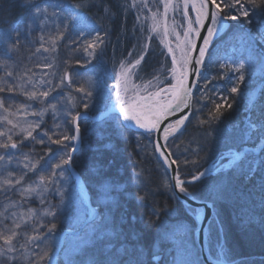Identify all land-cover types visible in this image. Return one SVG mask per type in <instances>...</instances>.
Segmentation results:
<instances>
[{
    "label": "snow or ice",
    "instance_id": "obj_1",
    "mask_svg": "<svg viewBox=\"0 0 264 264\" xmlns=\"http://www.w3.org/2000/svg\"><path fill=\"white\" fill-rule=\"evenodd\" d=\"M102 4L103 18L111 22L115 13L105 0H96V3L91 0H77L75 3H66L65 0H0V12H15L17 9L23 12L14 24L0 30V70L3 72V75H0V93L7 94L0 95V165L3 166L0 168V196L8 201L4 211L0 212V223L11 220L10 225L0 228V264H58L51 255L49 241L51 234L58 229L59 206L48 204L41 209L28 207L26 211L23 208L34 196L44 205L45 193H49L50 189L61 197L63 204L66 195L63 185L70 181V167L75 162V154L82 150L79 121L82 118L87 119L85 113L91 110L89 102L83 98L91 100L93 97L91 88H85L82 84L76 86L75 77L80 76L79 73H71L65 69L59 80L54 82L52 77L57 75L56 72H44L40 79L36 80V73L32 68L24 66L21 69L16 61H9L13 55H18L21 49L31 51L35 48L33 55L41 51L55 52L59 42L67 37H75L70 44L83 40V52L96 59L98 52H103L108 30L101 32L92 18L85 15V11ZM159 5L163 6V13L152 12L150 32L160 34L162 27L161 43L166 47V55L171 57V67H168L165 61L154 70L151 79L144 81L142 85L133 83L132 78L138 76L137 70L148 51L147 44L139 58L134 61H121L118 68L114 67L116 82L110 93L114 96L113 108L118 115L112 116L103 112L94 117L100 129L98 139L103 141L109 128L116 135L123 137L125 133L132 131L129 123L134 125L135 129L141 130L137 133L138 136L150 139L156 134L154 151L159 153L164 164L173 171L174 186L170 181H166L165 187L194 200L195 196L189 191L188 185L203 182L207 177L210 182L205 185V204L213 208L217 202L237 195V180L243 178L249 183L255 180L256 183L244 194V217L246 223H256L259 218V222L264 226V90H261L259 100L254 97L245 98L241 143L253 144L252 149H230L227 163L223 162L225 156L221 155L219 159L206 162L203 170L197 168L195 173L190 174V179L182 178L180 161L174 158V154L167 147L170 137L181 132L189 117L185 115L173 122L164 123L170 116L176 115L177 111L182 112L193 106L194 93L189 76L199 77L200 68L206 63L210 46L226 29V22L243 19L251 26L252 17H256V34L252 35L251 27L246 30V34L252 42L258 39L264 44V0H159L157 8ZM144 8H149L147 0H132L130 5L124 0L120 5L122 11L133 9L142 13ZM170 11L174 13L171 25L168 23ZM175 16L182 17V35L177 31ZM136 19L140 22L141 16L137 15ZM185 23L187 27H184ZM202 30L206 35H201ZM34 35L39 40L38 47L35 46ZM170 35L175 36L174 47L169 40ZM196 40H202V43L197 44ZM261 51L264 53V49ZM161 54L164 55L163 52ZM131 56L130 52L129 57ZM260 61L264 64V54L261 55ZM87 62L91 63V60ZM64 63L69 64V61L65 60ZM76 63L80 64V60L77 59ZM40 66L48 69L54 67L53 63ZM222 68L236 73L235 82L229 91L233 96L238 95L240 86L246 82V64L239 63L235 67L223 65ZM219 78L223 79V74ZM88 79L91 83V77ZM66 89H72L80 96H73ZM206 91L207 85L205 94ZM18 96L24 97V100L17 99ZM77 100H81L82 105L77 104ZM213 104L209 119L200 120L201 125H211L212 121L220 122L224 110L233 108L228 96L221 95L219 100H213ZM81 106L84 112L80 111ZM48 114H51L55 130L42 129ZM68 125L72 126L71 129ZM161 132L163 144L160 143ZM207 134L211 136L212 132ZM37 144H53L60 148L53 152L47 147L43 155L33 157L31 153ZM25 148L29 151H24ZM101 148L107 149V145L101 143ZM191 151L199 157V147ZM237 161L242 163L237 164ZM189 163L196 165L199 160L186 158L184 164ZM173 165L176 166L175 169H172ZM233 165L235 167L229 172ZM102 168L103 166L97 168L102 200L106 204H116L112 194L125 191V186L118 180L103 176ZM28 173L38 179L28 176ZM132 182L144 185L143 173L134 172ZM13 195L19 199H13ZM149 195L150 193L146 192L139 200L143 201ZM9 209L12 211L9 212ZM37 212H40V216H37ZM42 217L48 219L39 227L31 223L34 218ZM152 217L158 218V213L153 211L146 224L155 223ZM133 220L134 218H131L128 223L131 225ZM123 223L124 218L120 217L117 221L111 210L107 215L96 213L93 216L92 232L86 236L83 247L78 248L73 257L66 258L65 264H148L146 249L140 244L139 238L135 242L130 240L129 234L121 226ZM214 223L210 221L203 229L204 232L210 233ZM41 228L46 231L41 232ZM221 233L222 228L217 232L216 258L211 264H230L226 259L228 253L220 242ZM37 249L39 251H36ZM77 256L79 259L75 258ZM157 256L158 253L153 251V261Z\"/></svg>",
    "mask_w": 264,
    "mask_h": 264
},
{
    "label": "trees",
    "instance_id": "obj_2",
    "mask_svg": "<svg viewBox=\"0 0 264 264\" xmlns=\"http://www.w3.org/2000/svg\"><path fill=\"white\" fill-rule=\"evenodd\" d=\"M130 1L131 0H127L129 5L131 4ZM65 2L75 3L77 0H65ZM91 2L96 3V0H91ZM123 2L124 0H105V3H107L115 13L111 22L103 18V4L85 11V15L92 18L101 32L105 29L108 30V35L105 37L103 52H98L97 58L92 59L82 50L83 40H80L77 44H70V41L75 39V37H67L62 41V44L60 43L59 50V52H61L60 54H62V60L60 62L62 65H65L67 70H71V73L72 70H78V73L83 72L82 76L85 78L95 76L97 79H105L104 77H106L107 80L105 82L112 83L115 79L113 76L114 67L118 68L121 61L127 62L128 59L133 61L137 59L141 51H144L145 44L148 43L150 57L145 59L143 62L144 67L137 70L138 76L134 78L141 84L151 79L154 72H152V67L155 63H159L160 57H163L161 49L159 46H156L155 37L153 36L150 40H147L149 38L148 36L151 34L150 29L152 23L148 21L143 24L142 22L146 20H143V14L136 10H120V5ZM22 15L23 12L19 9L15 12H0V28L2 27L4 30L7 29L9 25L14 24ZM137 15L141 16L140 22H137ZM252 20L253 23L251 26L243 19L236 22L229 21L228 34L230 35L231 32L232 34L237 32L243 33V31L251 27L253 29L252 34L255 35V29L258 27L257 18L252 17ZM229 35H227V37H229ZM257 44L260 50L264 49V44L262 45L260 41ZM75 48H80L81 50L73 51ZM31 52L33 53L34 50L29 51L24 49L22 54L28 56ZM130 52L132 53L131 57H129ZM211 56H214L212 50H210L208 60ZM0 59H2V57H0ZM77 59L80 60V64L76 63ZM65 60H68L69 64H65ZM89 60H91V63L87 62ZM11 61L12 60H10L9 63H12ZM217 63L218 62H212L209 69H204L199 84L200 86L198 87L201 94L194 97L190 118L183 131L168 143V148L174 154V158L180 161L181 171L188 173L187 175L195 173L197 168L200 170L203 169L206 162L212 159L214 153L225 151L228 148L240 150L245 146V144L237 141L238 135H236L237 131H239L238 127L241 126L244 117L241 113L243 109L241 106L245 100H243V97H236L230 93L231 80L226 73L227 70L222 67L218 69ZM81 64L83 66H81ZM221 74L224 76L223 79L219 78ZM105 82H101L102 88L100 92L106 90ZM205 85H207L206 94ZM102 94H104V92ZM0 95L7 94L0 93ZM221 95L230 97L233 108L231 110H224V116L220 122L212 121L211 125H201L200 120L209 119V111L214 107L213 100H219ZM19 98L20 100L22 99V97L18 96V99ZM92 100L94 101L93 98ZM99 104L101 103H96V105ZM81 110L82 108H80V111ZM71 127V125H68L69 129H71ZM42 129H47V124H44ZM99 130L98 123H80L83 149L81 152L76 153L75 162L72 166L86 185L91 202L96 207L97 212L107 215L109 210H111V213L117 221L120 220V217H123L124 223L121 225L123 230L129 234V238L132 242H135L136 239L139 238L140 244L146 249L148 264H155L152 262V252L155 251L158 255L163 256L164 252L166 254L168 253V249H170V246L165 244L168 242L162 240V235L173 233L183 221L181 218L190 221L192 224L193 219L189 214L190 217L188 215L186 216L183 206L174 198L170 187H165L168 176L163 165L156 156L152 137L149 139L138 136V132L135 131L125 133V135L121 137L113 133L109 128L105 139L100 141L98 139ZM38 131L40 130L38 129ZM209 131L212 132L211 136L207 134ZM45 140H47V138H45ZM101 143L107 145V149H102ZM247 146L253 147L254 145L249 143ZM47 147H50L53 152L60 148V146L53 144H37L34 145V150L31 155L33 157L43 155ZM197 147L200 149L199 157L195 156L191 151ZM24 151L27 152L29 149L25 148ZM49 155H51V153H49ZM186 158L188 160L198 159L199 163L196 165L191 163L185 165L184 160ZM100 166H103L101 169L103 176L118 180L125 186V191L112 194L115 197L116 204H106L102 200L100 176L97 172V168ZM232 170L233 168L231 171ZM137 171L143 173V178L145 180L144 185L132 182L133 173ZM28 176L33 179L36 178L32 173H28ZM209 182V178H207L204 179L203 182L189 185V191L196 199L205 200V196L201 197V195L203 196L205 193L203 187ZM254 183H256L254 180L249 183L243 178L237 180L236 186L240 189L239 191L241 194H238L240 197L235 199L236 201L234 203H229V206L217 202L215 207L217 208L218 206L216 211L220 212V220L224 230L225 249L228 253L226 258L229 260L242 259L238 264H264V226L259 222V218L256 223H246L244 217V194L247 193ZM146 192L150 193V195L147 196L145 200L140 201L139 197ZM47 196L50 197V200L52 199L53 206H59L57 204L60 201L55 198L52 193ZM12 198L16 200L19 199V197L15 195H13ZM31 200L28 204L24 205V211L30 206ZM57 200L58 203H56ZM7 203L8 201L0 196V212L4 211V207ZM9 210L12 211V209ZM153 211L158 213V218L152 217L155 223L146 224ZM66 213L65 215V213L59 211L57 231H61L65 227H70L69 225H65L62 218L67 215H72V211ZM131 218H134V220L130 225L128 221ZM36 220L39 221L38 225L41 224L40 222L45 221L44 218ZM6 222L8 221L5 220L3 223H0V228ZM132 233H136L137 235L133 236ZM254 256H256V258H254ZM258 256H262L263 258H258ZM158 264H162V262Z\"/></svg>",
    "mask_w": 264,
    "mask_h": 264
},
{
    "label": "rangeland",
    "instance_id": "obj_3",
    "mask_svg": "<svg viewBox=\"0 0 264 264\" xmlns=\"http://www.w3.org/2000/svg\"><path fill=\"white\" fill-rule=\"evenodd\" d=\"M152 1L147 0V2L149 4V8L143 9L142 19L146 20V21L142 22L143 24L147 23L148 21H149V23H152V20H151L152 12L159 11L160 13H163V6L162 5H159V7L157 8V5L159 4V0H155V1L152 0ZM130 2H132V0ZM145 17H148V19H145ZM160 18L162 19V17H160ZM173 18H174V13L170 11L168 14L169 25H171ZM175 19L177 21V24H176L177 31H180V33L182 35L183 34L182 29L180 28V22H181L182 17L181 16H175ZM193 19H194V16H193ZM229 23H230L229 21L226 22V24L228 25L226 27V29L224 31H222L214 39L213 45L211 46L212 54L214 56H211L210 59L208 60L207 65L205 66L206 67L205 70L210 68V65L212 62H214V63L218 62L217 63L218 69L221 68L223 65H230L232 67H235L239 63H245L246 68H248V71L246 72V82L240 86L241 91L238 95H236V97H243V100H245L246 97H254L257 100H259L260 95H259V93L256 94V89L258 88L259 91L264 90V64H262L260 61V57L264 53H262V51H260V47L257 44L259 42V40L252 42L250 37L245 33L243 35L245 37V39L240 38L238 42H236V43L232 42V39H233L232 38V32H231V37H227L228 32H229V30H228L229 29ZM184 27H187L186 23L184 24ZM162 31L163 30L161 27L160 34H156V33L150 34L151 37H153V36L155 37L154 40L157 44L156 46H159L161 51L164 53L163 57H160L159 63H157V64L155 63V65L152 67V72L155 69H158L161 64L165 63V61L167 63V66L171 67V57H168L166 55V52H167L166 47L164 44L161 43ZM252 35L254 36V34H252ZM33 39L36 40L35 46L38 47L39 46V40L36 38L35 35L33 36ZM147 40H150V39L148 38ZM169 40L172 42V45L174 47L175 42H176L175 36L170 35ZM62 41L59 42L56 51L51 52V53H44L43 51H41L40 53L33 55V53L35 52V48H32L31 51L34 50V52L33 53L31 52L30 55L26 56V55L22 54L24 49H21V51L18 53V55H13L11 62L16 61L18 64V67L21 69L24 66L32 68L33 72L36 73V76L34 77V79H36V80H39L41 74L44 72L51 73V72L55 71L57 75L55 77H52V79L54 80V82H56L59 80V77L63 75V72L66 69L65 65H62V63L60 62L62 60V57H61L62 54H60L61 52H59V50H60V43L62 44ZM146 44L149 45L148 43H146ZM26 50H28V49H26ZM143 52L144 51H141L140 54H142ZM149 55H150L149 51H147V53L145 54V59H148L150 57ZM234 56H235V58H233ZM138 58H139V56H138ZM145 59H144V61H145ZM144 61H142L138 70L140 68L144 67V63H143ZM45 63H53L54 67L51 69H48V68H43L40 66V65H43ZM249 64L251 65V67H249ZM61 67H63L64 69ZM224 69H226V68H224ZM226 70H227L226 73L230 77L231 86H232V84L235 82L236 73L231 72L228 69H226ZM76 71L72 70V73H78V70H76ZM69 72H71V70ZM1 73H3V72H1V70H0V75H3ZM79 74H81V75L78 77H75V79L77 81L76 86H79L80 84H82L85 88H91V90L93 91V97L92 98L94 99V101L92 99L88 101L86 99V97L83 98L85 101L89 102V104H90L91 110L88 112H90L91 114L100 115L105 110H107V108L110 107L112 104V101L114 98H113V95H111V93L109 91L113 88V85L116 82L115 79L113 80L112 83H106L105 82L107 80L106 77H104L105 79H97L95 76H93V77H91L92 82L90 83L88 78H85L82 76L83 72H80ZM113 76L115 77V74H113ZM202 76L203 75L199 76L200 79H198V83H197L196 88L193 92L194 97L196 95L198 96L199 94H201V91H200V89H198V87L200 86L199 84H200ZM248 77H251V79H249ZM133 78H132V80H133ZM45 79H48V77H45ZM101 82L106 83V87H105L106 90H102V92H100L101 88H102ZM66 91L72 93L73 96H76V97L80 96L79 93L73 92L72 89H66ZM103 92H104V94H102ZM55 94L56 93H53V95H55ZM17 99H18V97H17ZM19 100H20V98H19ZM21 100H24V97H22ZM99 102L101 104L96 105V103L98 104ZM193 102H194V100H193ZM76 103L82 105L81 100H77ZM35 107H39V105H35ZM80 108H82V106ZM241 108H243L241 110V113L244 115L245 101L243 102ZM81 111H84L83 108ZM29 119H33V117H29ZM243 120H244V117H243ZM44 124H47V129L55 130V129H53V121L51 118V114H48L45 116V123ZM44 124L42 126H44ZM238 128H239L238 129L239 131H237V134H236V135H238L237 141L241 142L242 135H243V133H242L243 125L241 124V126ZM174 137H172L169 140V142ZM230 149H235V148H228L225 151H219L216 154L214 153V156L212 157V159L209 160L208 163H210L213 160L219 159L221 155L225 156V161H223V162L227 163L228 158H229L227 154H228ZM235 150H238V149H235ZM157 158H158V160H160L158 155H157ZM2 167L3 166L0 165V168H2ZM180 172H181L182 178H185V179L189 178L190 175H187L188 173H184L183 171H181V169H180ZM35 179H38V177H36ZM168 181H169V178H168ZM71 186H72V188H71ZM203 188L205 191V186ZM236 188H237V195L235 197H233L231 199H227V200H221L218 203L219 204H226L228 206H229V203H234L236 201L235 199L240 197L238 194H241V192L239 191L240 190L239 187L236 186ZM63 189L66 190V195L63 198V204L61 203V197L56 195L54 190L50 189L49 193H45V204L44 205H41L40 199L34 196V197H32V200H31L29 207H32L34 209H41L43 207H47L48 204L52 205V203H53L52 199L50 200V197L47 196V195L52 193L53 196L60 201L58 203V200H57L56 203H58L57 205L60 206L61 212L65 213V215H66L67 214L66 211H63V210L72 211V215H67L64 218H62V220H64V223L69 224V225H77L78 226L79 223L82 222L83 219H85L86 211H85V209L81 203L80 197L78 196V194L76 193V191L73 188V184H72L71 180L68 183H65L63 185ZM171 193L174 196L172 190H171ZM82 195H84L83 192H82ZM204 196H205V193L203 194V196L201 195V197H204ZM181 206H183V209L186 212V216H187L190 213V208H188L187 206H185L183 204H181ZM27 208H26V210H27ZM217 208H218V206H217ZM217 208H213V214L210 217V221L215 222L212 226V231L210 233H206V245H207L208 250L211 248V251H209V252H211V255L214 259L216 258L217 232L219 231L220 228H222V233L220 234V242L223 243V245L225 247L224 230H223L221 220H220V212L216 211ZM39 215H40V212H37V216H39ZM44 219L46 220L48 218L44 217ZM181 220H183V221L178 225L177 229L173 233H167L166 235L165 234L162 235L163 236L162 240L165 242H168L165 244L170 246V249H168V253L165 254V252H164V255L158 261L162 262V264H195V262L199 261L200 264H202L200 257H199L198 248L196 247V244H195L194 235H193V232L196 228L195 221H193V224H192V223H190V221H186L184 218H181ZM8 221H9L8 224L10 225L11 220L9 219ZM31 223L35 224L37 226V224L34 223L33 221ZM42 223H44V222H42ZM90 233H91L90 230H86L82 234V238H80V239L70 238L66 241L65 249L62 252V256H61L62 264H65L66 258L73 257L75 255V253L77 252L78 248L83 247L84 240H85L86 236L89 235ZM57 238L58 237H56V239L53 241V244H55ZM259 242H261V241H259ZM53 244H52V246H53ZM75 258H77V257H75ZM254 258H256V256H254ZM258 258H263V257L258 256ZM226 259L230 262V264H237V262H235V260H231V259L229 260L228 258H226Z\"/></svg>",
    "mask_w": 264,
    "mask_h": 264
},
{
    "label": "water",
    "instance_id": "obj_4",
    "mask_svg": "<svg viewBox=\"0 0 264 264\" xmlns=\"http://www.w3.org/2000/svg\"><path fill=\"white\" fill-rule=\"evenodd\" d=\"M201 35L203 36V35H206V32L205 31H203L202 30V33H201ZM196 43L197 44H200V43H202V40H196ZM194 55H198V53H193ZM203 66V65H202ZM202 66H201V68H200V73H201V70H202ZM200 75V74H199ZM193 81H196V83H192ZM197 81H198V77L197 76H193V75H190L189 76V82H190V85H191V87H192V91L194 92V89H195V87H196V85H197ZM104 112H108L109 114H113V113H117L114 109H112V108H109V109H107L106 111H104ZM190 112H191V108L190 109H185V110H183L182 112L181 111H177V113H176V115H174V116H170L169 118H168V120H166L164 123L165 124H167V123H169V122H173V121H175L177 118H179V117H182V116H185V115H187L188 117L190 116ZM85 115H87V119L86 120H88V121H93V122H96L97 120L94 118L95 116H90L88 113H85ZM97 116H99V115H97ZM81 120H83V118L81 119ZM80 120V121H81ZM79 121V122H80ZM187 122V121H186ZM185 122V123H186ZM160 135V143L161 144H163L164 142H163V140H162V132L159 134ZM156 139H157V137H156V134H154V145H155V142H156ZM158 154V156H159V153H157ZM160 158V157H159ZM160 160H161V162L163 163V165H164V167H165V169H166V171H167V174H168V176H169V180H170V182H171V185L172 186H174V180L172 179V176H173V171L172 170H169L168 169V167H167V165H165L164 164V161H163V159L162 158H160ZM176 168V166L175 165H173L172 166V169H175ZM70 172H71V177L73 178V180L75 181V187L76 188H80V189H82L84 192H85V194H86V201H85V204H86V206H87V208H88V210L90 209V203H89V197H88V194H87V191H86V189H85V187L83 186V185H79L78 184V180L77 179H79L78 178V176H76L75 175V173H74V171H73V169H72V166L70 167ZM173 191V190H172ZM173 194H174V196L178 199V200H180L183 204H185V205H187V206H190V207H192V208H195V209H197L198 210V208H202L203 209V212H202V217L200 218V220H199V222H198V225H197V228H196V230H195V232H194V236H195V239H196V243H197V247H198V249H199V254H200V257H201V260H202V262L204 263V264H211V262L213 261V259L210 257V255H209V253H208V251H207V249H206V245H205V232H204V228H206L207 226H208V223H209V221H210V217H211V215H212V207L211 206H207L206 204H205V201H197V200H193L192 198H190V197H185L184 196V194H182V193H179L178 191L177 192H173ZM90 216H91V211L89 212V216L87 217V221H88V219L90 218ZM85 226V223L84 224H82L81 225V228H83ZM71 235L72 233L71 232H64V234H63V237L62 238H64V236L65 235ZM61 244H62V240L60 241V243H59V247H58V249L57 250H59L60 249V246H61Z\"/></svg>",
    "mask_w": 264,
    "mask_h": 264
},
{
    "label": "bare ground",
    "instance_id": "obj_5",
    "mask_svg": "<svg viewBox=\"0 0 264 264\" xmlns=\"http://www.w3.org/2000/svg\"><path fill=\"white\" fill-rule=\"evenodd\" d=\"M193 16H194V15H193ZM129 125H131L133 128H135V126L132 125L131 123H129ZM10 211H11V210H9V212H10ZM202 212H203V209H202V208H198V211H197L198 214L196 213V220H197V222H199L200 218L202 217ZM6 214H7V213H6ZM39 216H40V215H39ZM43 218H44V217H42V218H40V219H43ZM7 221H8V220H7ZM8 222H9V221H8ZM8 222H6L5 224H3V226L6 225V224L9 225ZM33 222L37 224V227H39V225H38L39 221H37L36 218L33 219ZM40 223H42V222H40ZM3 226H2L1 228H3ZM42 229H43V228H41L40 231H42Z\"/></svg>",
    "mask_w": 264,
    "mask_h": 264
}]
</instances>
